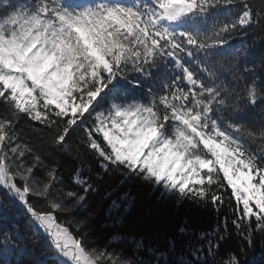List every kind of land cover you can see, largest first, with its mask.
Returning <instances> with one entry per match:
<instances>
[{
	"label": "snow or ice",
	"instance_id": "6c2138e0",
	"mask_svg": "<svg viewBox=\"0 0 264 264\" xmlns=\"http://www.w3.org/2000/svg\"><path fill=\"white\" fill-rule=\"evenodd\" d=\"M253 26L264 27V0H0V190L47 236L57 264H134L89 247L72 230L82 221L58 220L98 191L83 165L67 181L81 191L67 187L41 151L73 156L78 130L74 158L82 147L121 184L139 179L217 213L228 207L232 216L210 231L179 229L203 243L189 242L178 264H243L244 244L252 249L264 236V108L245 118L247 108L264 104L257 75L264 59L240 67L238 57L214 58ZM121 81L141 89V98L128 99ZM233 234L239 255L220 256ZM168 244L174 251L175 241ZM26 251L0 232V264ZM148 251L149 264H167L164 252Z\"/></svg>",
	"mask_w": 264,
	"mask_h": 264
},
{
	"label": "trees",
	"instance_id": "16d2710c",
	"mask_svg": "<svg viewBox=\"0 0 264 264\" xmlns=\"http://www.w3.org/2000/svg\"><path fill=\"white\" fill-rule=\"evenodd\" d=\"M258 4L259 0H255ZM224 10H221L223 12ZM238 10H234L235 15ZM247 31V35H243ZM220 55L214 59L227 63L234 57L239 58V65L256 64L264 59V27H250L234 34L230 44L220 50ZM261 86H264V70L258 69ZM134 74L129 76L133 79ZM120 91L127 95L128 99H140L142 90L132 88L126 82H119ZM109 103L106 100L101 108ZM264 104H258L256 108H247L245 118L252 120L258 116ZM29 123L21 121L20 127L25 130L32 143H37L36 133L29 130ZM79 139V130L73 137L71 150L73 156L61 154L51 150L46 145L41 148L42 154L49 155L47 162H55L60 166V172L65 177L66 186L80 192L81 189L67 183L68 178L73 174L74 169L83 165L84 171L92 176V182L98 187V191H90L82 206L73 208L67 213H58V220L62 222L71 221L75 225L76 221H82L79 228L73 227V231L78 236H83L85 243L89 247L107 248L121 254L122 257L132 259L134 264H149L155 257L148 249H155L157 252H164L167 264H178L180 255L187 257V245L203 243L197 241L195 235L186 236L179 232L182 226H187L194 233L210 231L220 222L224 216L231 217L232 213L228 207H222L219 213L209 204L198 206L189 200H182L172 194H164L163 189L153 187L151 184L142 182L139 179H132L124 182L123 177L113 171L110 174H103L98 166V161L94 155L87 152L82 147L78 150L80 155L74 158L76 153L75 142ZM103 175L102 180L95 178L96 174ZM111 195L106 196V193ZM127 193V201L119 198ZM230 194V189L225 195ZM118 200L123 206L119 209L111 207V201ZM234 206V202H233ZM230 230H231V226ZM0 232L10 233L12 239L23 244L27 251L22 257H7V261L12 264H57L56 253L53 250L47 236L38 229L32 222L28 214L14 199L0 190ZM174 240L176 248L168 251L169 240ZM142 243L141 248L137 244ZM242 242L233 234L221 246L220 256L228 251H234L239 255L240 244ZM256 246L248 249L244 244L246 256L243 264H264V236L256 235Z\"/></svg>",
	"mask_w": 264,
	"mask_h": 264
}]
</instances>
